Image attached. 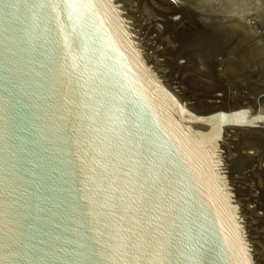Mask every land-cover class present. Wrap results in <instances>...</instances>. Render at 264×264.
Instances as JSON below:
<instances>
[{
  "label": "water",
  "instance_id": "obj_1",
  "mask_svg": "<svg viewBox=\"0 0 264 264\" xmlns=\"http://www.w3.org/2000/svg\"><path fill=\"white\" fill-rule=\"evenodd\" d=\"M0 264H264V0H0Z\"/></svg>",
  "mask_w": 264,
  "mask_h": 264
}]
</instances>
